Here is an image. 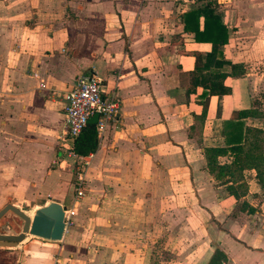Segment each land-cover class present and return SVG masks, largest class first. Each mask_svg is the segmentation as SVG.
Here are the masks:
<instances>
[{
	"label": "crops",
	"instance_id": "obj_1",
	"mask_svg": "<svg viewBox=\"0 0 264 264\" xmlns=\"http://www.w3.org/2000/svg\"><path fill=\"white\" fill-rule=\"evenodd\" d=\"M218 2L229 27L223 58L246 72L227 77L230 94L204 97L202 87L189 95L187 87L195 54L212 44L195 41L184 15L207 0H0V210L13 204L33 217L59 197L67 218L62 240L28 234L16 247H0V264H147L138 246L154 244L157 232L174 254L161 264H210L217 252V264H264L256 171H244L248 193L237 199L208 170L204 153L228 146L235 123L243 132L264 130L255 123L249 67L264 52V36L260 46L255 36L244 46L234 8L246 6L247 28L263 33L257 7L264 0ZM90 72L104 79L121 112L98 135L97 150L79 156L74 142L61 139L64 95ZM245 110L257 114L239 119ZM66 153L73 164L89 161L83 198Z\"/></svg>",
	"mask_w": 264,
	"mask_h": 264
},
{
	"label": "trees",
	"instance_id": "obj_2",
	"mask_svg": "<svg viewBox=\"0 0 264 264\" xmlns=\"http://www.w3.org/2000/svg\"><path fill=\"white\" fill-rule=\"evenodd\" d=\"M203 18L204 25L200 28L199 20ZM185 28L194 33L196 42H209L212 44L211 52L197 53L198 65L190 73V83L187 94L195 92L197 87H202L206 96H224L231 93L230 87L225 84L227 77H238L246 72L242 63L233 64L224 60L221 47L229 41V27L224 23L221 6L218 0H207L203 9L189 11L184 15ZM230 68L224 72V68ZM206 108V103L204 104ZM206 111V110H205ZM254 111L245 110L238 113V118L243 119L255 116ZM234 129L228 132L225 147L206 148L205 158L208 170L215 175L219 183L226 185L227 190L237 199L248 193V184L243 173L247 169H254L257 181L264 190V130L248 126L243 132L244 124H233ZM98 133L96 125H88L75 139L71 152L79 156H88L98 148ZM231 155L230 163H221L219 158ZM220 253H216L210 264H217Z\"/></svg>",
	"mask_w": 264,
	"mask_h": 264
},
{
	"label": "built area",
	"instance_id": "obj_3",
	"mask_svg": "<svg viewBox=\"0 0 264 264\" xmlns=\"http://www.w3.org/2000/svg\"><path fill=\"white\" fill-rule=\"evenodd\" d=\"M103 86L104 79L95 72L77 76L75 85L64 95L65 130L61 137L63 141L74 142L95 114H98L96 123L98 135H101L111 123L116 122L121 112V102L113 93L106 95ZM76 163L80 166L75 179L76 198L80 199L85 196L84 170L89 161L82 158V161ZM65 221L67 222V218Z\"/></svg>",
	"mask_w": 264,
	"mask_h": 264
},
{
	"label": "water",
	"instance_id": "obj_4",
	"mask_svg": "<svg viewBox=\"0 0 264 264\" xmlns=\"http://www.w3.org/2000/svg\"><path fill=\"white\" fill-rule=\"evenodd\" d=\"M97 121L98 114H95L88 124L95 125ZM59 200V197L51 198L50 204L36 210L33 217L13 204L4 206L0 210V247H16L28 234L51 241L62 240L66 230V213ZM11 215L19 222L8 221L7 218ZM3 220L5 222L2 223ZM7 227L12 228L13 234Z\"/></svg>",
	"mask_w": 264,
	"mask_h": 264
},
{
	"label": "rangeland",
	"instance_id": "obj_5",
	"mask_svg": "<svg viewBox=\"0 0 264 264\" xmlns=\"http://www.w3.org/2000/svg\"><path fill=\"white\" fill-rule=\"evenodd\" d=\"M235 10L238 12L237 16H238V20L237 22L239 23V29H240V40L242 41L243 45L245 46L246 43L250 42V39H252L253 36H255V40L256 42H258V39H263L264 36V24L261 25V28L263 29V33H261V31H259L257 29V27L255 28V30H253V27L251 28H247V23L245 21V16H248V10L246 9V6H235L234 7ZM258 12H264V8H262L261 6L257 7ZM225 9H221V12L223 13V15H225ZM264 23V20L261 21ZM257 23V22H256ZM243 26V27H242ZM258 26V24H257ZM243 40H246L247 42H244ZM258 46H260V42H258V44H256ZM250 65V64H249ZM251 68V76H253V80H254V85H255V91H254V104L256 107V111L259 110L258 112L259 115H256V118H259L258 121H255V123H260L261 121L264 124V52L262 54H260L259 51V62L257 61L255 64H252L249 66ZM258 78L259 80H261V84L258 86ZM257 114V113H256ZM254 123V122H253ZM258 128V127H256ZM262 129V128H260ZM64 160L66 161L67 164H69L70 166V170L73 172V177H74V183H75V179H76V172L78 170V168L80 167L79 165H77V163L73 164V159L70 158L68 156V153L65 154V158ZM74 167V168H73ZM23 207V206H21ZM25 210H27L28 212L31 211L29 204L27 206H24ZM8 221H13L15 223L19 222V220L16 217H13V215L9 216ZM5 219V220H7ZM145 219V218H144ZM5 220L1 221L2 223L5 222ZM8 231H10L13 234V230L10 227L6 228ZM141 233L139 234V236H141L142 240H144L145 238H147V236L149 237V230L147 229H143V230H139ZM155 235H157L154 238V244L149 245V240L146 241V243L144 242L143 245H139L138 248L141 249V253L140 256L145 255L146 256V263L147 264H161V262H167V260L169 258H171L174 254L171 251H168L165 248V245L163 244V235L160 232H157ZM140 246H142L140 248ZM123 253H125L124 249H123ZM150 258V259H149Z\"/></svg>",
	"mask_w": 264,
	"mask_h": 264
}]
</instances>
